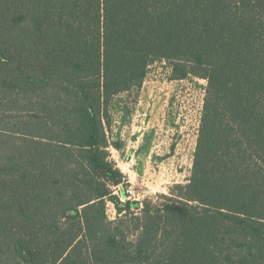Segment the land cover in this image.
I'll use <instances>...</instances> for the list:
<instances>
[{
    "label": "trees",
    "instance_id": "obj_1",
    "mask_svg": "<svg viewBox=\"0 0 264 264\" xmlns=\"http://www.w3.org/2000/svg\"><path fill=\"white\" fill-rule=\"evenodd\" d=\"M163 59L208 81L200 135L138 201L109 108ZM0 264H264V0H0Z\"/></svg>",
    "mask_w": 264,
    "mask_h": 264
},
{
    "label": "rangeland",
    "instance_id": "obj_2",
    "mask_svg": "<svg viewBox=\"0 0 264 264\" xmlns=\"http://www.w3.org/2000/svg\"><path fill=\"white\" fill-rule=\"evenodd\" d=\"M207 86L200 76L178 78L172 63L163 59L149 66L139 87L112 98L106 126L109 149L133 200L171 196L179 191L177 185L189 182ZM122 189L115 193L121 196ZM107 208L115 219L114 204L109 201Z\"/></svg>",
    "mask_w": 264,
    "mask_h": 264
},
{
    "label": "built area",
    "instance_id": "obj_3",
    "mask_svg": "<svg viewBox=\"0 0 264 264\" xmlns=\"http://www.w3.org/2000/svg\"><path fill=\"white\" fill-rule=\"evenodd\" d=\"M128 194L130 195V198L132 197L133 190L131 188H127Z\"/></svg>",
    "mask_w": 264,
    "mask_h": 264
}]
</instances>
